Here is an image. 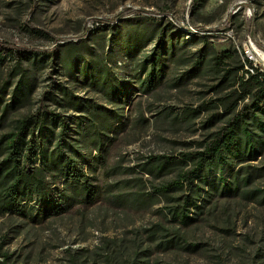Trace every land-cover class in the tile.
<instances>
[{
  "label": "rangeland",
  "instance_id": "rangeland-1",
  "mask_svg": "<svg viewBox=\"0 0 264 264\" xmlns=\"http://www.w3.org/2000/svg\"><path fill=\"white\" fill-rule=\"evenodd\" d=\"M252 25L254 38L249 34ZM87 27L90 31L82 39L93 46L94 59L89 54L73 59L62 50L46 52L80 40ZM165 27L178 35L181 42L184 39L190 44L180 52L186 57L202 48L207 40L216 51L236 46L264 69V58L256 54L259 51L264 56V0H0V39L31 51L25 53L18 66L7 61L0 67V98L4 104L14 98L23 76L30 77L31 82L29 101L8 115L4 125L0 123V134L36 113L45 92H49L47 105L57 111L63 110L60 103L64 88L101 100L103 95L96 93L84 77L88 65L94 70L101 58L106 59L111 75L123 85L124 112L130 120L128 129L108 150V168H115V172L106 174L101 169L97 173L100 193L94 205L49 219L0 217V253L12 255L10 261H3L0 255V264H134L127 252L135 249L150 251L144 264H264V177L254 178L247 188L249 195L212 192L209 203L203 206L199 202L202 211L192 208L190 216L196 220L186 225L175 221L169 213L176 203L169 205L160 195L153 197L160 201L152 204L146 196L155 193L153 185L177 178L180 167H169L160 179L142 168L134 174L126 172L139 164L149 168L143 165L147 156H180L187 151L184 145L173 141L186 140L185 134L162 136L148 124L137 127L141 108L145 117H151L150 108L154 114L160 107L184 112L199 108L204 101L217 105V94L205 95L217 83L208 70L178 87L164 86L150 95L139 91L128 97V92H135L132 88L139 86L143 57L153 52L159 41L158 32ZM137 40L139 46L145 41L148 45L135 58L124 46ZM170 63L168 85L190 70L177 61ZM210 114L203 111L198 126ZM215 130L200 129L191 139L201 140L203 134ZM243 165L261 168L264 159ZM232 175L228 172L224 177L232 180ZM218 179L216 174L215 182ZM209 189L208 186L205 190ZM258 191L263 192L254 196ZM132 192L143 193L141 207L129 200ZM180 195L181 192L173 194ZM167 240H176L180 246L166 249Z\"/></svg>",
  "mask_w": 264,
  "mask_h": 264
},
{
  "label": "trees",
  "instance_id": "trees-1",
  "mask_svg": "<svg viewBox=\"0 0 264 264\" xmlns=\"http://www.w3.org/2000/svg\"><path fill=\"white\" fill-rule=\"evenodd\" d=\"M133 28L138 31L136 27ZM89 31L87 27L84 34L79 36L80 40L46 52L63 51L73 59L77 55L89 54L94 59L93 46L82 39ZM38 32L47 35L43 30ZM249 34L250 38H254L253 25ZM157 37L159 41L153 52L142 59L139 86L133 87L135 92L129 91L128 97L139 91L150 95L164 86L178 87L186 80L199 78L202 72L208 70L217 83L205 95L217 94V105L204 101L199 108L184 109V112L160 107L154 114L150 108L151 117H145V111L141 108L137 127L148 124L156 134H173L174 137L185 134L187 139L198 135L200 129L216 130L203 134L201 140L175 139L174 143L184 145L187 151L181 152L180 156L164 153L147 156L143 165H149V168L139 164L127 168L126 172L134 174L142 168L153 178L160 179L169 167H180L177 178L153 185L155 193L146 196L150 197L148 201L152 204L160 201L153 199L160 195L169 205L176 203L169 213L175 221L189 225L196 220L190 216L192 208L202 211L203 206L213 198L212 192L217 190L223 195H249L247 188L254 178L264 177V166L243 165L248 161L264 159V69L256 66L244 51L240 53L234 45L216 51L204 40L202 48L186 57L180 52L190 44L184 39L181 42L169 27L160 29ZM137 41L126 42L124 46L128 54L135 55V58L148 45V41H145L139 46L140 42ZM27 52H31L29 48L0 39V67L7 61L15 62L18 66ZM173 61H177L179 66H189L190 70L177 82L168 85L170 62ZM96 64L94 70L88 65L84 77L96 93L103 95L101 100L64 88L60 103L63 110L57 111L47 105L49 92H45L36 113L18 120L9 131L0 134V217L49 219L80 212L97 202L100 193L97 173L101 169L106 174L115 172V168H108V150L128 129L130 120L124 112L120 80L111 75L105 58ZM29 79L26 76L20 79L14 98L8 104H4L0 98L2 125L8 115L29 101ZM214 107L217 108L216 112L212 111ZM67 111L75 113L66 114ZM203 111L211 114L202 126H198ZM228 172H233L232 180L224 177ZM216 174L219 177L217 182L214 180ZM208 186L210 189L206 191ZM177 192H181V195L174 197L173 194ZM262 192H254V196ZM129 196L134 206L141 207L144 201L142 192H132ZM201 201L203 206L199 204ZM165 242L166 249L180 246L176 240ZM147 253H150L147 249H135L128 251L127 257L134 264H144ZM0 255L3 261H10L12 257Z\"/></svg>",
  "mask_w": 264,
  "mask_h": 264
},
{
  "label": "bare ground",
  "instance_id": "bare-ground-1",
  "mask_svg": "<svg viewBox=\"0 0 264 264\" xmlns=\"http://www.w3.org/2000/svg\"><path fill=\"white\" fill-rule=\"evenodd\" d=\"M256 51H257V50H256ZM256 51H255V52H256ZM256 54H257L258 56H262V57L264 58V56H263L259 51H257Z\"/></svg>",
  "mask_w": 264,
  "mask_h": 264
},
{
  "label": "built area",
  "instance_id": "built-area-1",
  "mask_svg": "<svg viewBox=\"0 0 264 264\" xmlns=\"http://www.w3.org/2000/svg\"><path fill=\"white\" fill-rule=\"evenodd\" d=\"M251 45H253L252 41L250 40Z\"/></svg>",
  "mask_w": 264,
  "mask_h": 264
}]
</instances>
